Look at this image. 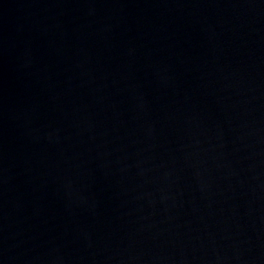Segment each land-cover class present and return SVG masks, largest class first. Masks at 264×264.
Here are the masks:
<instances>
[{"label":"water","instance_id":"obj_1","mask_svg":"<svg viewBox=\"0 0 264 264\" xmlns=\"http://www.w3.org/2000/svg\"><path fill=\"white\" fill-rule=\"evenodd\" d=\"M0 264H264V0H0Z\"/></svg>","mask_w":264,"mask_h":264}]
</instances>
